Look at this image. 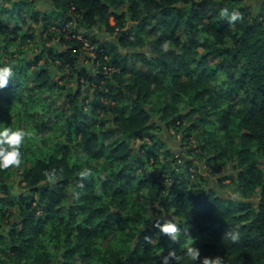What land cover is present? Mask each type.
Masks as SVG:
<instances>
[{"label":"trees","instance_id":"16d2710c","mask_svg":"<svg viewBox=\"0 0 264 264\" xmlns=\"http://www.w3.org/2000/svg\"><path fill=\"white\" fill-rule=\"evenodd\" d=\"M124 1L128 13L115 12ZM244 1L52 0L53 11L43 13L31 8V0H0V34L7 36L9 45L26 25L24 13L34 23L40 16L51 14L52 18H61L55 23L58 26L69 21L75 26L68 39L60 38L64 48L47 49L46 53L50 63L66 70L62 78L67 80L62 84L51 77L46 65L38 66L40 57L26 65L14 63L4 61L0 49V66L10 64L14 68L11 87H5L1 96L8 99L10 89L21 87L20 67L35 65L32 87L23 105L31 101L41 117L70 121L73 129L67 136L77 140L73 154L79 157L83 153L85 158L72 159L65 143L58 149L22 145V163L15 168L21 172L27 190L15 202L19 220H8V233L0 234L3 264H160L170 250L182 253L192 240L200 253H220L230 258V264H264V22ZM225 8L229 13L238 11L240 19L231 23L222 15ZM110 17L114 24L109 22ZM128 18L138 23L125 29ZM99 26L110 34L120 31L121 35L117 43L91 39L98 46L92 62L94 70L89 72L79 67L83 41L76 34L82 31L86 38V31ZM145 32L156 38L150 44V54L120 50L135 46ZM132 34L134 38L130 39ZM6 54L12 58V53ZM218 78H222L217 83L220 90L215 92L210 82ZM84 84L95 90L92 98L84 99L86 104L78 101ZM55 89L60 91L55 93ZM50 94L56 97L51 103L47 100ZM156 98L162 99L156 112L166 125L182 126L184 119L189 121L184 136L192 135L200 149L211 155L208 160L215 164L214 171H221L227 161L236 162V189L248 199L222 197L192 183L190 161L183 167L185 173L180 174L172 167L177 159L168 150H163L161 161L156 147L163 142L156 136L147 102ZM88 105L90 109L85 111ZM100 113H110L104 119L111 123L104 130L96 127L95 117ZM1 118L3 115L0 122ZM114 137L119 141L107 148L105 140ZM136 139H147L153 147L141 145L142 154L137 155L131 143ZM103 156L119 168L105 176L97 189L99 172L92 165ZM143 163L174 178L171 189L161 198L165 183L135 174ZM85 169H91V174L82 177L80 172ZM9 170L0 169V204L9 202ZM53 170L55 181L49 182L45 173ZM132 182L138 186L135 192H130ZM254 191L258 192L256 203L250 200ZM77 192L78 197L74 195ZM142 197L148 202L159 201L165 210L173 209L171 221L179 229L177 241L161 233L153 242L159 231L153 225L160 219L154 217L150 222L145 216L147 210L138 213L133 209L140 206ZM127 208L134 213L122 212ZM7 211L0 210V228ZM66 217L70 225L76 223L71 233L68 225L67 232L61 225ZM138 221L144 227L139 234ZM237 226L240 238L232 241L225 233ZM106 231L119 235L118 245L107 252L106 258L94 257L95 245L103 241ZM203 234L211 239L209 245L199 241ZM59 253L62 261L57 259Z\"/></svg>","mask_w":264,"mask_h":264},{"label":"rangeland","instance_id":"374dc122","mask_svg":"<svg viewBox=\"0 0 264 264\" xmlns=\"http://www.w3.org/2000/svg\"><path fill=\"white\" fill-rule=\"evenodd\" d=\"M33 1V4L31 5L32 9H35L37 11L41 12H50L53 11V4L52 0H31ZM9 3L4 4L3 6H8ZM124 11L125 13H128L127 9V2L124 1L123 3H120V6L115 9V12L120 13ZM24 17L26 19V25L19 31L18 38L14 42V44L9 45L8 40L6 39L7 36L0 34V49H2L3 53V60H13L14 63H24L25 65L32 61L36 57H40V61L38 63V66L40 65H46V67L49 69V71L52 74V78L58 82L59 84L65 83L67 80L66 77L64 79L62 76H64V72L66 70L61 69L60 67H57L50 63V61L47 59L46 53L49 49H52V51L60 50L63 47V42L61 39L65 38L68 39V33L73 29L75 26L72 22H68L65 24V26L60 27L56 22L61 21V18H52L51 14H44L43 16H40L38 19V22L34 23L32 20L29 19L28 14L24 13ZM46 17V18H45ZM263 17L264 14L259 15V19ZM73 18V17H72ZM109 22L111 24H114V18L110 17ZM54 23V24H53ZM137 21H131L130 18L127 19L126 22V28L128 29L132 25H136ZM14 27V26H12ZM29 28V29H28ZM120 31H117L113 34H110L106 31L104 26L94 27L93 29L86 31V38H83V32H79L76 34V38L83 41L82 48L79 52V67H85L89 72H93L94 65L92 64L93 59L96 57V48L98 46V43H105V42H113L117 43L118 38L121 35ZM31 34V38H23L24 35ZM95 37V38H93ZM130 39L134 38V35L132 34L130 36ZM141 40H136L135 46H128L127 48H120L121 51L131 52V51H138L139 53L143 54H150V44H152L154 41H156V38L154 35H150L147 32L145 34L140 35ZM61 38V39H60ZM91 39H96L98 43L92 44ZM152 42V43H151ZM164 48H166V44L164 45ZM48 49V50H47ZM7 53L11 54V59H9L10 55L8 56ZM155 54V53H154ZM99 64V61H96V65ZM57 65V64H56ZM37 66V67H38ZM35 65H31V67H20L18 77L19 80L22 81L20 88L10 89L8 93L9 98L4 99L2 98V93H4V89H0V117L3 115L4 118H1L0 124L3 126H8L13 129L16 128H22L26 132L29 133L28 136L25 138V142L23 144V147H31L34 145H41L44 148H48L49 146H54L55 148H60L61 143H65L69 145V152H67L72 159L77 156L73 154V146L77 143V140L73 137L70 138L67 136V132L69 130L72 131L73 126L70 125V121H68L65 118H62L60 120L52 121L49 120L48 117H41L40 112H34L32 108L31 101L25 102L23 105V101L27 96V91L30 87H32L33 83V76L32 71L35 68ZM66 73V72H65ZM222 78H218L214 82H210L212 85V89L216 92L220 90V87L218 86V81H221ZM127 82V81H126ZM75 87V84H69V87ZM7 88L11 87V84L8 83L6 86ZM81 90V96L79 97V100L92 98L94 96L95 90L90 87L87 84H84L80 88ZM59 92V89H55L54 92ZM218 95V94H217ZM218 97V96H217ZM56 97L52 96L50 94V97L47 98V100L51 103L53 100H55ZM162 99L156 98L155 101H147L148 105L150 107L151 113V122H154L156 127L154 128L156 136L159 137L162 140V144L157 145V149H159L160 153V159L163 162V150L170 151L174 158L177 159L176 163L179 166L177 168L176 163H172V167L179 170L180 174L184 172V166L187 164L188 161H190L191 166L189 169V172L191 173V182L200 184L203 187H206L208 189H212L216 194L222 196V197H228V198H234L236 200H246L244 195H242L237 189H236V182H235V175H236V162H226L223 166V169L221 171H214V163L212 161H209V155L206 151H202L200 149L199 142L191 135L190 137H185V127L189 125V121L186 119L183 120V125L180 126L178 123L175 125L169 124L166 125V123L162 120H160L159 115L156 112V108L160 105V102ZM85 104L86 101L84 100ZM22 103V104H21ZM85 111H89L90 106L84 107ZM37 111L39 110V107L36 108ZM69 114V112H67ZM110 114V113H109ZM109 114L100 113L98 116L95 117V120L98 121L96 123V127H101L102 130L106 128L107 125H109L111 122H109L107 119H104L105 117L110 116ZM58 115V112L56 113ZM103 115V116H102ZM213 126H216V123L213 124ZM33 137V139H31ZM35 140V141H34ZM119 141V138H107L105 140V145L107 148H110L111 145H113L115 142L117 143ZM145 142L149 143L146 144ZM131 143H133V147L135 149V153L138 155L139 153L142 154V151L140 150L141 145H146V147L152 148L153 146L151 143L145 139V140H133ZM202 145V143H201ZM148 148V149H149ZM162 149V150H161ZM67 150V149H66ZM145 151V149L143 150ZM77 159L80 161H84L83 153H79V157ZM92 166H96L98 168L99 172V181L97 185V189L101 185V182L103 181V178L113 174L119 166H114L112 160L107 157H102L98 160L93 161ZM138 166V171L135 173L136 175H139L140 177L144 178L147 177L148 181L150 180H157L159 183H165L166 188H162L161 190L163 192H160L154 188L156 192L159 193V197L161 198V195H163L164 191H167L169 188L171 189L172 184L175 182L174 178H172L171 175L162 174L160 170L154 171L153 166L151 164L147 166ZM12 173L8 174V178L6 180V183L10 187L11 194L9 197V202L1 203L0 204V210L4 211L8 209L6 212L7 217L4 218L2 227L0 228V234L1 233H8V229H10V224H8V220L11 222L16 219L19 220L16 210V201L21 193L27 190L25 187V183L22 180L21 172L16 171L15 167H10V170ZM185 173V172H184ZM112 176V175H111ZM3 181V180H1ZM138 188L137 183L132 182L130 192H135ZM141 193H145L143 190H139ZM138 192V193H139ZM257 193L254 191L253 197L250 198L251 201L255 202L257 201ZM0 196L3 197V194H0ZM6 197V196H4ZM246 198V199H245ZM140 206L135 205L133 206V209H137L136 212L140 213L142 210H147L146 217L151 219H154V217H157V219L161 220V223L163 220H172L173 219V209L171 210H165L163 209L162 204L159 203V201H147L146 197H142L139 200ZM71 203V201L69 202ZM141 206L143 207L141 209ZM122 212L129 213L128 208L123 210ZM134 213V211H133ZM130 212L129 214H133ZM124 214V213H123ZM138 215V214H137ZM163 218V219H161ZM65 220V221H64ZM61 225L67 232L66 226L68 225V232L71 233L72 229L75 227L76 223H72L71 225L68 223L69 218H65ZM68 223V224H67ZM115 229V226H112V230ZM136 229H138V234L141 233V231L144 229L142 226V222L138 221V224L136 226ZM106 235L103 237V241H100L99 244L97 243L95 245V251H94V257L98 258H106L107 252L112 248H116L118 245V239L119 235L116 233H112V231H106ZM75 233L72 234L74 243H76V238L74 237ZM155 237L153 239V242L160 237L161 233L158 231L155 234ZM198 238V237H197ZM199 241H202L204 244L209 245L211 242V239L207 238V235L203 234L202 237L199 238ZM2 248L3 245L0 243V263L3 264V260H1L2 254ZM7 249V248H6ZM5 249V251H6ZM53 252H55V248H51ZM47 251L50 252V247H47ZM63 250L60 249V253ZM8 252V249L7 251ZM57 252V251H56ZM58 253V252H57ZM60 253L57 256L58 261H62L63 259L59 256ZM219 256L222 259V264H230V258L225 257L224 255H221L217 252H212L210 250L202 251L200 253V257H209L214 258ZM80 262V260H77ZM58 264V262H56ZM65 264V263H64ZM181 264H191L190 261L182 260Z\"/></svg>","mask_w":264,"mask_h":264},{"label":"clouds","instance_id":"9594fccd","mask_svg":"<svg viewBox=\"0 0 264 264\" xmlns=\"http://www.w3.org/2000/svg\"><path fill=\"white\" fill-rule=\"evenodd\" d=\"M222 15L227 17L231 23H235L240 19L238 11L229 13L227 8L223 9ZM14 76V68L10 64L0 66V89H4L9 80ZM29 133L22 128L13 129L0 124V169H9L10 167H19L22 163V145L25 142L26 136ZM91 174V169H85L80 172L82 177H87ZM49 182L55 181V171L45 173ZM79 196V193H74ZM163 219V218H161ZM159 229L160 233L168 234L172 241H177L178 226L170 220H156L154 225ZM232 241H237L240 238L238 226L225 233ZM148 241L151 238L146 237ZM187 258L191 264H222V259L217 256L214 258L200 257V249L193 246V240L188 243V246L182 253H177L175 250H170L166 256L161 258L160 264H181V261Z\"/></svg>","mask_w":264,"mask_h":264},{"label":"crops","instance_id":"0c3cea01","mask_svg":"<svg viewBox=\"0 0 264 264\" xmlns=\"http://www.w3.org/2000/svg\"><path fill=\"white\" fill-rule=\"evenodd\" d=\"M244 3L251 8L254 15L264 14V0H245Z\"/></svg>","mask_w":264,"mask_h":264},{"label":"built area","instance_id":"2783aa9c","mask_svg":"<svg viewBox=\"0 0 264 264\" xmlns=\"http://www.w3.org/2000/svg\"><path fill=\"white\" fill-rule=\"evenodd\" d=\"M260 20H261L262 22H264V18H263V17H261Z\"/></svg>","mask_w":264,"mask_h":264}]
</instances>
